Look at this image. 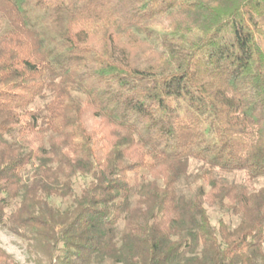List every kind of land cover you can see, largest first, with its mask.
<instances>
[{
    "label": "trees",
    "instance_id": "1",
    "mask_svg": "<svg viewBox=\"0 0 264 264\" xmlns=\"http://www.w3.org/2000/svg\"><path fill=\"white\" fill-rule=\"evenodd\" d=\"M0 29V226L35 264H264V185L228 178H264V0H0Z\"/></svg>",
    "mask_w": 264,
    "mask_h": 264
},
{
    "label": "rangeland",
    "instance_id": "2",
    "mask_svg": "<svg viewBox=\"0 0 264 264\" xmlns=\"http://www.w3.org/2000/svg\"><path fill=\"white\" fill-rule=\"evenodd\" d=\"M1 31L2 30L0 29V33ZM89 123L91 126L94 125V120L92 118H89ZM228 178L231 180H236L238 182L245 181L253 189L264 185V178L257 181H250L244 174L241 173L229 175ZM82 181L83 180L81 179L80 182ZM209 212L212 216L214 224H217L219 219L221 218L228 220L233 225H236L238 223L237 218L231 217V215H229L225 211H220L217 208H209ZM0 246L10 254H12L21 264H35L36 254L33 249L28 246L27 242L21 237L9 232L2 226H0Z\"/></svg>",
    "mask_w": 264,
    "mask_h": 264
}]
</instances>
